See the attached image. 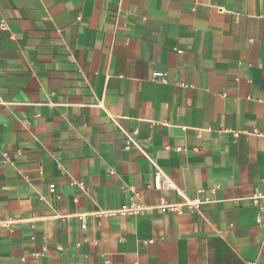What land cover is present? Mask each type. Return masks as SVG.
Masks as SVG:
<instances>
[{"label":"crops","instance_id":"obj_1","mask_svg":"<svg viewBox=\"0 0 264 264\" xmlns=\"http://www.w3.org/2000/svg\"><path fill=\"white\" fill-rule=\"evenodd\" d=\"M0 264H264V0H0Z\"/></svg>","mask_w":264,"mask_h":264},{"label":"built area","instance_id":"obj_2","mask_svg":"<svg viewBox=\"0 0 264 264\" xmlns=\"http://www.w3.org/2000/svg\"><path fill=\"white\" fill-rule=\"evenodd\" d=\"M254 132L260 133L258 130ZM261 134V133H260ZM128 148L129 146L126 145ZM180 149V148H179ZM156 187L158 188H168L174 189L178 194L182 196V199L177 202H167L163 201L155 206H150L146 204L141 196L140 193L136 190L133 191L130 199L122 204L120 207L114 209H104L99 211L100 215H140L147 213L149 210H155L157 213H198L201 212L203 206L210 202V199L207 196H204V189H198L197 194L194 196H186L184 195L177 187L172 183V181L166 179L163 183H156ZM51 190H54V185H51ZM254 203H259L260 194L255 193L252 197ZM258 222L261 221V218H257Z\"/></svg>","mask_w":264,"mask_h":264}]
</instances>
